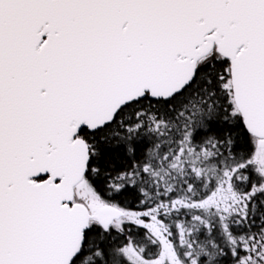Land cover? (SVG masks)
<instances>
[{"label": "snow or ice", "instance_id": "obj_1", "mask_svg": "<svg viewBox=\"0 0 264 264\" xmlns=\"http://www.w3.org/2000/svg\"><path fill=\"white\" fill-rule=\"evenodd\" d=\"M0 264H264V0H0Z\"/></svg>", "mask_w": 264, "mask_h": 264}, {"label": "trees", "instance_id": "obj_2", "mask_svg": "<svg viewBox=\"0 0 264 264\" xmlns=\"http://www.w3.org/2000/svg\"><path fill=\"white\" fill-rule=\"evenodd\" d=\"M120 200L123 202H131V196L129 194H126L123 197H120Z\"/></svg>", "mask_w": 264, "mask_h": 264}]
</instances>
